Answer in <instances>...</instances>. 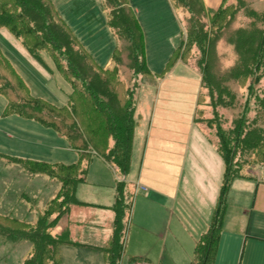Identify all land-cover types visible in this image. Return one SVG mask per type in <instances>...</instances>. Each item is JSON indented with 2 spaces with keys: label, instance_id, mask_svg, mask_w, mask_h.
<instances>
[{
  "label": "trees",
  "instance_id": "obj_1",
  "mask_svg": "<svg viewBox=\"0 0 264 264\" xmlns=\"http://www.w3.org/2000/svg\"><path fill=\"white\" fill-rule=\"evenodd\" d=\"M173 2L176 8L190 14L187 19L190 28L187 39L174 50L162 72L154 74L147 66L144 34L128 0H102L108 25L121 43L112 54L113 68H103L94 60L60 16L53 0H0V29L12 33L42 63L41 54H48L60 75L73 88L64 106L35 97L0 49V95L7 100L3 114L39 122L66 138L70 147L79 153L78 162L71 165L2 155L11 163L20 164L30 174L46 175L61 182L59 192L35 223L0 214L2 238L14 243L29 241L32 244L23 264H62L61 246L75 242L69 228L60 233H56L55 229L72 206L84 205L77 200L76 190L85 180L94 156L114 166L122 177L131 169L138 120L134 91L128 82L121 79L118 70L124 39L128 43L130 69L133 71L131 81L138 84L145 83L149 78L165 77L178 62L187 61L194 46L200 50L202 88L209 89L210 103L206 104L212 111L208 117L205 109L197 110L195 120L214 127L215 145L224 161L225 172L210 227L196 241L191 264H215L231 186L236 179L254 178L245 173V166L251 157L264 160V127L255 125L253 119L249 120L248 111L234 117L228 124L222 110L234 103V93L229 87H224L218 74L210 72L212 42L217 41L218 36L213 31L235 19L245 1L233 4L224 0L221 7L211 14L203 0ZM247 17L251 19L250 23L235 30L233 35L236 51L240 55L235 67V72L239 74L235 77L242 80L250 78L253 82L251 91H257L264 84V27L259 26L260 22H264V11L251 8ZM201 90L197 99L199 105L205 102ZM257 96L264 104V97ZM117 193L112 207L115 213L112 235L102 248L107 264L122 263L130 227L134 196L124 179L118 181ZM131 261L145 260L132 257Z\"/></svg>",
  "mask_w": 264,
  "mask_h": 264
},
{
  "label": "crops",
  "instance_id": "obj_2",
  "mask_svg": "<svg viewBox=\"0 0 264 264\" xmlns=\"http://www.w3.org/2000/svg\"><path fill=\"white\" fill-rule=\"evenodd\" d=\"M53 1L60 16L69 25L88 53L101 67L110 68L113 63L112 54L116 47L121 46V43L108 25L107 12L103 7L102 0H99V3L98 0H77L72 6L64 4L61 7L58 6L56 0ZM128 1L144 34L147 66L152 73L158 74L162 72L174 50L178 48L177 37L174 35L176 28L174 29L172 26L176 22L175 19H178L175 14L177 8L173 0ZM203 2L208 13H213L221 7L224 0H203ZM81 17L84 19H78ZM99 24L102 28L97 29ZM0 34L3 36L2 33ZM0 49L27 83L29 82L25 72L33 79H36L34 76L39 74L38 80L42 79L39 72L36 71V74L33 72L34 60L38 64L40 62L51 75L49 82L52 85L44 83V86L53 96L54 102L63 105L66 97L68 102V97L73 91L72 86L60 75L54 63L57 71H54L51 65L46 62L43 53L41 54L44 61L42 63L28 51L30 55L23 54L12 46H8V49L4 48L1 38ZM180 64L182 63L178 62L175 67ZM56 72L64 81L57 77ZM158 80L153 79L144 84L148 90L147 93L150 94V101L153 100V86L158 87V90L161 89L157 83ZM61 92H63L62 95ZM6 105L7 100L5 108ZM3 116L5 115L3 114ZM135 116L139 123L141 114L137 112V108H135ZM9 118V126L12 130L5 135L8 139L14 140L16 145L11 150L13 155L0 153L1 156L44 160L43 162L50 161L49 163L67 165L78 162L79 153L70 147L66 138L54 130L37 121L24 119L18 115H10ZM135 132L134 143L136 141ZM194 134L196 135V132ZM196 137L197 139H185L182 133L180 138L183 141L182 146L175 141H170V151L162 146L165 143L161 139L153 145L149 144V140H147L145 157L147 147L151 146L149 150L156 154L155 162H170L160 165L162 168L170 167L169 179L166 181L159 179V182L155 183L156 180H151L152 176H144L146 172L143 169L146 165L145 158L141 161V171L139 170L138 174V163H134V165L136 164L135 171L132 174L136 177L138 184H135L136 193H132L134 197L127 234L126 251H129L130 254L129 261L132 257H139V260H145L151 264H191L196 241L210 227L220 195L218 189L222 185L225 172V164L217 152L215 142H208L197 135ZM152 161L153 158L150 157L149 169L156 167ZM15 165L20 166L18 163ZM122 179L127 182L128 175L120 177L114 166L101 157L94 156L88 166L85 180L78 185L76 190L77 200L84 205H75L76 207L71 209L68 215L61 218L57 226L60 228V232L69 228L71 238L75 242V244L61 246L62 264L65 263L63 255L72 256V259L66 260V264H92L91 257H98L100 253L103 257L101 264H107L102 248L112 235L115 218L112 207L117 200V183ZM183 185L192 192L191 203L193 195L195 199L199 198L194 217L190 218V226H185L184 223L182 225L183 218L180 220L177 215L178 200L184 192L185 186ZM198 186L201 188V193L195 195L194 192ZM233 186L237 187V191L240 190L231 195L229 192L224 227L215 264H217L219 251L222 247L225 250L223 260L224 262L226 259L229 261L226 264H264V168L257 171L252 179H236L231 187ZM236 194H238V198L234 200ZM229 200L231 204L228 203ZM137 243L140 244L137 245ZM78 251L82 252V257L77 254ZM137 262L131 261L132 264H137Z\"/></svg>",
  "mask_w": 264,
  "mask_h": 264
},
{
  "label": "rangeland",
  "instance_id": "obj_3",
  "mask_svg": "<svg viewBox=\"0 0 264 264\" xmlns=\"http://www.w3.org/2000/svg\"><path fill=\"white\" fill-rule=\"evenodd\" d=\"M76 1L77 0H56V3L59 7L64 6V4H66V6H72ZM244 1L245 4H243V9L238 11L235 19H231L229 24L223 25L222 28L213 31V33L217 34L218 36L216 37L217 41L212 42V45H214L212 46L211 50L212 64L210 72H215L218 74V77L222 79L224 87H229L232 90V93H234V103L229 107H226L225 110H222V112L227 116L226 118H228V124L233 121L234 117H238V115L242 116L243 113L248 111L249 120L253 119L255 120V125L264 127V104L258 100L257 96L259 95V98L264 97V84L263 87L260 86L259 89L257 88L259 92L258 90L251 91L253 82L250 78H244L242 80L240 76V78L235 77L239 74L235 72V67L238 61H240V55L236 51V44L233 42L234 32L241 26L250 23L251 19L247 17L249 9L253 8L258 11H264V0ZM238 2L239 0H231V3L233 4H238ZM175 14L177 15L178 19H175L176 22L172 26L174 29L176 28V32L174 29L173 32H175L174 35L177 37L176 41L178 42L177 46H179L187 39V32L190 28V24L188 25L186 18L189 17L190 14L182 11L180 8L175 10ZM78 19H84V17ZM259 26L264 27V22H260ZM100 27L102 28V26L99 24L97 29ZM209 29H211V26ZM0 31V33L3 34V36L0 34V38L4 48L8 49V46H12L17 48L19 52L30 55L19 39H17L5 29ZM127 48L128 43L124 39L122 42L121 52L119 54L120 62L118 70L120 71L121 79L123 78L130 86H132L136 101L135 108H137V112L141 114V118L139 119V123L135 132L136 141L134 143L133 163L129 173L127 174V183L130 186V191L135 194V184L138 183L136 177L133 176L132 173L135 171L134 167L137 163V174L139 170L141 171V161L143 158L146 159V165L143 168L146 170L144 175L145 177L152 176L151 180H156L154 181L155 183L159 182V179H163V181L169 179L168 171L170 170V167L162 168L160 166L163 164H169V161H163L162 163L159 161L155 162L156 154L149 150L151 146L149 148L147 147V153L145 157V147L147 140H149V144L152 143L153 145L155 142L161 139L165 143L162 146L166 150L170 151V141H175V143L182 146L183 141L180 140L182 133L184 134L185 139H197V135L203 140L205 139L206 141L208 140V142L210 141L212 143L213 141L216 142L217 138L215 136L216 131L214 127L208 123L199 124L195 120L197 110L205 109L204 113L208 117L211 115L212 111L211 107L206 104L208 102L210 103L209 89H206L204 86L202 88V67L200 66L202 56L200 54V50L194 46L189 53L187 61H185L186 63L181 62L182 64H180V66L174 67L173 71L167 74L168 76L166 75L165 78L159 79L157 81L161 89L158 90V87L153 86V100L150 101V94L147 93L148 90L145 88V83L139 82L140 84H138L137 82L135 83L134 81H131L133 71L130 69L131 60L129 58V52ZM44 55L46 62L51 65L54 71H57L51 57L43 52V56ZM33 63L34 74H36V71L39 72L42 79L38 80L40 78L39 74L34 76V78L37 79L36 80L25 72L26 79L29 83L26 81L25 82L29 86L31 93L34 96L42 97L57 106H64V104L67 102V97L65 99L66 101L63 102V105H59L58 103L54 102L53 96L46 90L44 86V83L46 85H52V83L49 82V77H51V75L49 72H47V69L42 67L43 65L40 62V65L35 60ZM113 66L114 63L110 65V68H113ZM57 73L58 72H56L57 77H59L61 81H64L63 78ZM152 80L153 78H149L148 81ZM65 85L68 86V84ZM200 90L203 93V98L205 97V102L203 104H201V102L199 105L197 104V98ZM157 92L159 93L158 95ZM62 93L63 92H61V95ZM5 104L6 98L3 95H0V153L13 155L11 150L15 148L16 143L14 140L8 139L5 135L12 130L9 126L10 116H3ZM195 132L196 135L194 134ZM150 157L153 158L152 162L154 163V166H156L153 167V169L148 168ZM244 159L246 160V157H244ZM134 163L136 164L134 165ZM263 168L264 160L260 161V159L257 157H251L250 162L245 166V173H247L249 176L255 177L256 172L262 170ZM120 177L122 176L120 175ZM199 186L194 192L195 195L197 193H201V188ZM60 187V181L51 179L44 175H30L29 172H27L22 166L15 165L14 163H11L8 158L0 155V214L12 216L13 218H17L19 220H25L29 223H35L39 214L46 210L49 202L55 197ZM220 189L221 185L218 189V194L220 193ZM183 190V195H180L178 200L177 215L180 220L183 218V221H180L182 225L185 224V226H190V218L193 219L194 217L193 214L195 213V208L198 207L199 198L195 199L193 195V202L191 203L192 192L187 190L186 186L183 188ZM239 190L237 191V187L235 188V186L231 187L230 195L235 194L236 191L239 192ZM202 198L203 196L201 199ZM234 198V200H236L238 198V194H236ZM228 203L231 204V201L229 200ZM75 207L76 206H72L71 209ZM70 212L71 211L67 212L66 215H68ZM55 232L59 233L60 228L57 227ZM150 238L152 239V237ZM138 244L140 243H137V245ZM31 249L32 244L29 241L12 243L10 241H6L0 236V264H23L24 260L29 256ZM77 254L81 257L83 256L81 251H78ZM224 254L225 250L222 247L219 251V259H217V264H226L229 262L227 259L224 262ZM129 255V251H126L121 264H132L131 261H129ZM63 258L65 261L64 264H66V260L72 259V256L63 255ZM91 260L93 261L92 264H101V260L103 262V257L100 253L98 257H91Z\"/></svg>",
  "mask_w": 264,
  "mask_h": 264
},
{
  "label": "built area",
  "instance_id": "obj_4",
  "mask_svg": "<svg viewBox=\"0 0 264 264\" xmlns=\"http://www.w3.org/2000/svg\"><path fill=\"white\" fill-rule=\"evenodd\" d=\"M137 264H151V263H149L147 261H142V262H138Z\"/></svg>",
  "mask_w": 264,
  "mask_h": 264
}]
</instances>
